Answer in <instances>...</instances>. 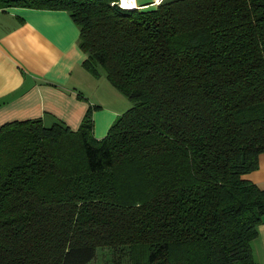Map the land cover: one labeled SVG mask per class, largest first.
<instances>
[{"label":"trees","instance_id":"1","mask_svg":"<svg viewBox=\"0 0 264 264\" xmlns=\"http://www.w3.org/2000/svg\"><path fill=\"white\" fill-rule=\"evenodd\" d=\"M66 9L81 65L130 100L100 138L40 116L0 124V264H258L264 0H2ZM156 2V3H155ZM79 95H82L79 93Z\"/></svg>","mask_w":264,"mask_h":264},{"label":"crops","instance_id":"2","mask_svg":"<svg viewBox=\"0 0 264 264\" xmlns=\"http://www.w3.org/2000/svg\"><path fill=\"white\" fill-rule=\"evenodd\" d=\"M134 1L138 6L151 0ZM78 33L64 8L0 0V124L40 116L47 123L60 118L76 129L88 103L94 102L99 107L92 111L93 134L100 138L107 132L124 107L95 101L75 85L77 76H89L81 65L85 53ZM242 176L264 188V153L258 155V166ZM256 230L252 244L258 264H264V222Z\"/></svg>","mask_w":264,"mask_h":264},{"label":"rangeland","instance_id":"3","mask_svg":"<svg viewBox=\"0 0 264 264\" xmlns=\"http://www.w3.org/2000/svg\"><path fill=\"white\" fill-rule=\"evenodd\" d=\"M83 68L89 76H77L75 78V85L86 94L92 96L95 101H106L112 104H117L119 105V108H125L131 104V100L119 91L106 78L103 72L95 75L84 66ZM96 107H99V105L94 108ZM44 123L49 124L46 121ZM85 264H129V260L127 251L123 247L98 246L96 247L94 256Z\"/></svg>","mask_w":264,"mask_h":264},{"label":"built area","instance_id":"4","mask_svg":"<svg viewBox=\"0 0 264 264\" xmlns=\"http://www.w3.org/2000/svg\"><path fill=\"white\" fill-rule=\"evenodd\" d=\"M157 1V0H155ZM111 3H116L119 6H130L129 4L125 3L124 0H113Z\"/></svg>","mask_w":264,"mask_h":264},{"label":"bare ground","instance_id":"5","mask_svg":"<svg viewBox=\"0 0 264 264\" xmlns=\"http://www.w3.org/2000/svg\"><path fill=\"white\" fill-rule=\"evenodd\" d=\"M125 3L129 4L130 6H136L134 0H124ZM156 3V2H155Z\"/></svg>","mask_w":264,"mask_h":264}]
</instances>
